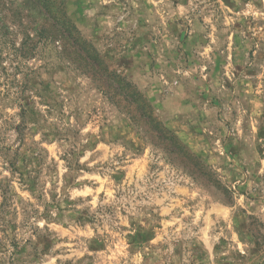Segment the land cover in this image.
I'll return each mask as SVG.
<instances>
[{
	"label": "rangeland",
	"instance_id": "obj_1",
	"mask_svg": "<svg viewBox=\"0 0 264 264\" xmlns=\"http://www.w3.org/2000/svg\"><path fill=\"white\" fill-rule=\"evenodd\" d=\"M61 1L0 0V264H264V0Z\"/></svg>",
	"mask_w": 264,
	"mask_h": 264
},
{
	"label": "trees",
	"instance_id": "obj_2",
	"mask_svg": "<svg viewBox=\"0 0 264 264\" xmlns=\"http://www.w3.org/2000/svg\"><path fill=\"white\" fill-rule=\"evenodd\" d=\"M30 1H32V3L35 4L36 8H38L41 11L42 15L45 18L50 19L52 17V13H51L50 9L52 8L51 6L53 4L57 3V0H30ZM63 4H64V2L62 0L60 2V6ZM140 111L143 114V116L148 115V112L146 111L145 107L141 108ZM154 124H155L154 133L157 135L156 137H159V139L162 142L169 144L175 148L177 146V143L175 141L171 140L169 136H166L167 134L160 128L159 125H157V123H154Z\"/></svg>",
	"mask_w": 264,
	"mask_h": 264
}]
</instances>
